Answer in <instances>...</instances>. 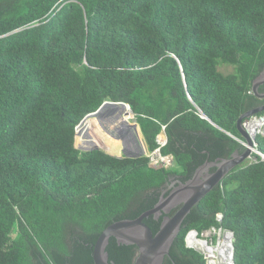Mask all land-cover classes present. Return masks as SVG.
I'll use <instances>...</instances> for the list:
<instances>
[{
	"label": "trees",
	"instance_id": "trees-1",
	"mask_svg": "<svg viewBox=\"0 0 264 264\" xmlns=\"http://www.w3.org/2000/svg\"><path fill=\"white\" fill-rule=\"evenodd\" d=\"M263 69L264 0H0V264H95L107 225L243 151L236 121L264 103L248 93ZM105 101L127 104L147 149L173 166L76 148V126ZM218 211L234 264H264L263 160L234 167L190 209L162 264H205L184 235ZM163 215L143 219L153 234ZM105 250L115 264L137 254L114 237Z\"/></svg>",
	"mask_w": 264,
	"mask_h": 264
},
{
	"label": "water",
	"instance_id": "water-1",
	"mask_svg": "<svg viewBox=\"0 0 264 264\" xmlns=\"http://www.w3.org/2000/svg\"><path fill=\"white\" fill-rule=\"evenodd\" d=\"M263 74L264 69L259 73L260 81H258V75L251 86L252 92L260 98L264 97V91L262 93H259L258 91V86L264 83V77H262ZM103 104L104 102L95 112L89 114H97L99 110L102 109ZM120 104L127 106L125 103ZM262 111H264V103L243 112L236 121V128L239 135L246 141L248 146H251L252 142L247 131L242 126V121L243 119ZM85 117L79 123H81ZM76 128L74 137V146L76 148L82 151L100 149L98 146H92L88 149L79 148L76 141ZM163 135L165 143L166 136L165 134ZM249 154L250 148L245 147L242 152L239 153L237 151L229 158L220 159L211 163L205 162L202 166L196 169L190 179L185 182H178L166 195H163V192L158 202L152 208L143 211L135 218L120 219L107 225L95 241L93 247L94 263L115 264L108 260L107 252L105 250L109 238L114 237L118 243L136 245L137 254L132 264H162L164 256L168 254L170 246L180 230L181 223L189 213L190 209L211 189H213L214 186L234 167L246 161ZM125 156L137 157L139 155L125 154ZM211 165L215 166V170L209 172L208 168ZM203 171L205 172L204 174ZM201 174L203 175L201 176ZM176 206H178L177 209L169 215L168 213L171 209ZM161 214L164 215L161 219L159 228L155 234H153L151 229L143 222V219L149 215L158 218Z\"/></svg>",
	"mask_w": 264,
	"mask_h": 264
},
{
	"label": "built area",
	"instance_id": "built-area-1",
	"mask_svg": "<svg viewBox=\"0 0 264 264\" xmlns=\"http://www.w3.org/2000/svg\"><path fill=\"white\" fill-rule=\"evenodd\" d=\"M248 93H253L249 90ZM243 128L247 131L251 146H248L243 138L235 139L245 148H250V154L246 159L247 163L264 161V154L258 149L256 137H264V111L253 114L242 121ZM164 141L159 145H163ZM146 156L149 158L151 166H173V157L171 154H162L159 147L148 151ZM223 214L221 211L215 213V224L197 230L190 228L184 235L185 247L197 251L205 264H234V233L231 229L221 225Z\"/></svg>",
	"mask_w": 264,
	"mask_h": 264
},
{
	"label": "rangeland",
	"instance_id": "rangeland-1",
	"mask_svg": "<svg viewBox=\"0 0 264 264\" xmlns=\"http://www.w3.org/2000/svg\"><path fill=\"white\" fill-rule=\"evenodd\" d=\"M219 70H221L222 72H230L233 70V67L231 65L221 64L219 65ZM104 106H102V109L99 110L97 114H89L79 124L85 123L87 120H90V119H95L96 122H100L101 124L105 126V129L107 130V134L108 136H110V139H109L110 142L107 143L105 139L98 138L96 134L90 130L89 123L87 122L84 127V133L83 131L79 133L76 128V132H77L76 141H77L78 147L84 149V148H90L92 146H98L103 151L110 153L112 155H116V156H121L125 154H136V155L146 156L149 150L147 149V145L144 141L140 127L138 123L134 120V114L130 110L129 106L128 105L125 106L123 113H120V114L118 113V115L117 113L113 114L109 112L108 109L104 110L103 109ZM115 116H118L119 118L123 116V118L125 119L123 125H125V127L128 128L127 136H126V138H128L127 140L123 138L122 134L118 130L119 124L117 123H120V121L119 119H116ZM126 119L128 122L132 124H129L128 122H126ZM131 126H136L137 131H138L137 135H135L134 130L131 128ZM82 134H85L87 139L86 137L83 138ZM160 137L164 138V135L159 134L157 136V142L159 144L161 143L159 140ZM93 144H97V145H93ZM85 145H92V146L85 147ZM109 147H112L111 149L113 150H109L110 149ZM175 170H177V168H175Z\"/></svg>",
	"mask_w": 264,
	"mask_h": 264
},
{
	"label": "bare ground",
	"instance_id": "bare-ground-1",
	"mask_svg": "<svg viewBox=\"0 0 264 264\" xmlns=\"http://www.w3.org/2000/svg\"><path fill=\"white\" fill-rule=\"evenodd\" d=\"M104 104H105V106H104ZM104 104H103V106H104L103 109L104 110L108 109L109 112H111L113 114H116L117 113V115H118V113L119 114L120 113H123V111L125 109V106L123 104H120V103H113V102L109 103V102L106 101V102H104ZM115 118L116 119H119V121H120V123H117V124H119L118 125V130L122 134L123 138L127 140L128 138H126V136H127L128 128L125 127V125H123L125 119L123 118V116L121 118H119L118 116H115ZM97 121H98V119H97ZM87 122L89 123L90 130L92 132H94L98 138L105 139L107 143L110 142V140H109L110 139V136H108L107 130L105 129V126L103 124H101L100 122H96L95 119H90V120H87L85 123L79 124L77 126V130H78L79 133L82 132V131L84 133V127H85V125H86ZM131 128L134 130V128L132 126H131ZM134 133H135V131H134ZM135 135H136V133H135ZM82 136H83V138L86 137L85 134H82ZM86 139H87V137H86ZM159 140H160V142H163L164 141V138L160 137ZM125 143H127V142H125ZM109 148H110L109 150H113V149H111L112 147H109ZM84 149H88V148H84Z\"/></svg>",
	"mask_w": 264,
	"mask_h": 264
},
{
	"label": "flooded vegetation",
	"instance_id": "flooded-vegetation-1",
	"mask_svg": "<svg viewBox=\"0 0 264 264\" xmlns=\"http://www.w3.org/2000/svg\"><path fill=\"white\" fill-rule=\"evenodd\" d=\"M262 77H264V74L262 75ZM258 81H260V75H259V77H258ZM259 87H260V85L258 86V90H259ZM259 93H260V92H259ZM204 173H205V172L203 171V174H204ZM203 174H201V176H202ZM175 183H176V182H171V183H170V186H169L170 189L176 185ZM169 187H167V188H169ZM167 188H166V189H167ZM167 190H168V189H167ZM176 207H177V206H176ZM176 207H175V208H176ZM171 210H172V209H171Z\"/></svg>",
	"mask_w": 264,
	"mask_h": 264
}]
</instances>
